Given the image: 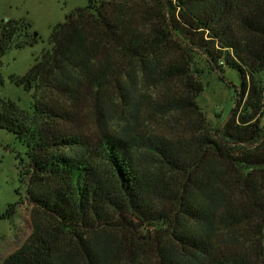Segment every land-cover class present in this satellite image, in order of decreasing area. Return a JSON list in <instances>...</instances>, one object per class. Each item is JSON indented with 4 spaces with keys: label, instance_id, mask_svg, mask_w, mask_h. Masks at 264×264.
Segmentation results:
<instances>
[{
    "label": "trees",
    "instance_id": "trees-1",
    "mask_svg": "<svg viewBox=\"0 0 264 264\" xmlns=\"http://www.w3.org/2000/svg\"><path fill=\"white\" fill-rule=\"evenodd\" d=\"M30 28L0 19V68ZM51 44L10 77L31 110L0 95L33 205L3 264H264V0H89ZM227 69L218 129L198 98Z\"/></svg>",
    "mask_w": 264,
    "mask_h": 264
},
{
    "label": "rangeland",
    "instance_id": "rangeland-1",
    "mask_svg": "<svg viewBox=\"0 0 264 264\" xmlns=\"http://www.w3.org/2000/svg\"><path fill=\"white\" fill-rule=\"evenodd\" d=\"M88 4L89 0H0V19L31 23L29 35L38 39L32 46L13 49L2 58L0 73L4 83L0 86V95L3 98L16 102L24 111L31 110L33 92L12 83L10 77L25 76L34 62L51 49L55 26L64 23L67 14ZM224 77L225 80H221L218 72H207L203 78L204 93L198 98L207 118L218 129L231 114L235 106V87L241 83L236 71L227 69ZM28 159L21 142L0 128V216L11 205L16 207L11 218L0 219V264L21 248L32 231L33 205L28 200L30 174L21 164V160L28 162Z\"/></svg>",
    "mask_w": 264,
    "mask_h": 264
}]
</instances>
